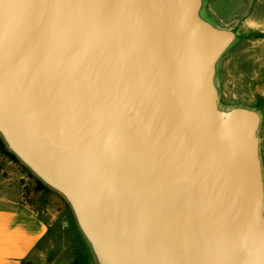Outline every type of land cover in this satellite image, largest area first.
Returning <instances> with one entry per match:
<instances>
[{"label":"water","instance_id":"1","mask_svg":"<svg viewBox=\"0 0 264 264\" xmlns=\"http://www.w3.org/2000/svg\"><path fill=\"white\" fill-rule=\"evenodd\" d=\"M201 5L0 0V133L99 264H264L260 117L218 107Z\"/></svg>","mask_w":264,"mask_h":264},{"label":"rangeland","instance_id":"2","mask_svg":"<svg viewBox=\"0 0 264 264\" xmlns=\"http://www.w3.org/2000/svg\"><path fill=\"white\" fill-rule=\"evenodd\" d=\"M241 1L233 22L235 38L216 63L218 107L224 111L236 107L255 110L260 117L258 137L264 139V0ZM202 15L214 23L210 16ZM0 206L58 214L66 231L59 238L60 250L37 264H99L84 234L79 237L80 228L68 200L14 154L1 133ZM63 243L70 246V253L61 252Z\"/></svg>","mask_w":264,"mask_h":264},{"label":"crops","instance_id":"3","mask_svg":"<svg viewBox=\"0 0 264 264\" xmlns=\"http://www.w3.org/2000/svg\"><path fill=\"white\" fill-rule=\"evenodd\" d=\"M242 5L241 0H202L200 15L210 16L217 28L233 29V22ZM204 19V18H203ZM206 20V19H205ZM217 69V68H216ZM215 71V84L217 87ZM259 153L264 185V139H260ZM58 214L46 215L28 207L0 206V264H37L38 261L59 252V238L65 229L58 222ZM81 238L82 231L78 230ZM87 247H90L88 242ZM63 243L62 253H70Z\"/></svg>","mask_w":264,"mask_h":264}]
</instances>
